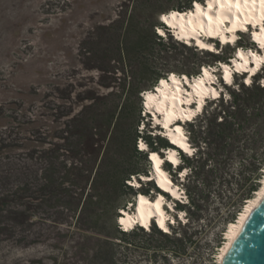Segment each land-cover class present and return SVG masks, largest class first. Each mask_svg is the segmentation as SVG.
<instances>
[{"label":"trees","instance_id":"trees-1","mask_svg":"<svg viewBox=\"0 0 264 264\" xmlns=\"http://www.w3.org/2000/svg\"><path fill=\"white\" fill-rule=\"evenodd\" d=\"M194 1L204 0L122 3L112 21L97 27L88 46L82 42L81 64L96 72V88L76 92L57 84L47 94L58 101L50 107L55 119H10L0 132V241L61 249L51 256L54 263L120 264L121 250L131 248H152L164 257L185 254L204 226L212 189L217 203L227 206L229 222L236 219L264 175V66L249 83L245 74L234 73L237 79L224 83L220 95L183 124L192 154L180 150L177 168L169 162L164 166L186 195L174 201L176 225L163 231L154 221L148 229L123 230L118 224L121 211L131 209L138 194L154 198L151 190L162 192L153 178L141 179L152 170L148 153L162 155L175 147L148 113L141 114L144 92L170 72L201 73L205 63L194 62L189 70L169 65L180 47L210 55L215 63L208 66L229 64L233 57V52L223 55L175 39L160 20L171 10L191 9ZM244 35L236 45L255 48L252 41L242 43ZM132 178L138 187L128 183ZM179 212L187 221L176 217Z\"/></svg>","mask_w":264,"mask_h":264},{"label":"rangeland","instance_id":"rangeland-1","mask_svg":"<svg viewBox=\"0 0 264 264\" xmlns=\"http://www.w3.org/2000/svg\"><path fill=\"white\" fill-rule=\"evenodd\" d=\"M127 1L0 0V132L8 126L10 119H55L50 107H54L58 101L47 97V94L57 84L74 87L76 92L89 87L96 88L92 81L96 80V72L83 69L81 64L82 42L88 46L97 36H94L98 32L97 27L112 21L121 4ZM162 3L172 5L175 0H162ZM164 35L167 36L165 32ZM241 40L243 44L249 43V33L242 36ZM236 48V44L229 43L223 47L215 46L214 52L223 55L233 52L235 55ZM194 62L205 63L204 67H209L213 74L214 86L218 90L224 89L222 70L207 65L215 63L210 55L194 53V50L183 51L180 47L173 51L168 60L169 65L180 70L191 69ZM199 75L189 79L193 80ZM231 79L236 80L237 77L232 74ZM65 104L69 110L70 102ZM65 107L62 106L61 110ZM183 131L187 137L185 127ZM141 143L139 140L138 146ZM168 151L163 150L162 157ZM151 173L149 177L141 179L149 180L152 178ZM185 174L186 170H183L177 175L178 182L183 180ZM132 180L135 187H138V180ZM178 186L179 197L185 200L183 187L180 184ZM150 192L154 198L158 197V193ZM214 195L212 189L207 215L201 220L204 226L200 233L195 234V243L188 247L185 254L164 257L161 253L154 255L152 248L148 251L131 248L121 250L120 264H219L220 249L227 240L232 223L239 219L247 202L243 203L236 219L229 222L227 206L217 203ZM173 205L174 202H170L164 206V209H169L166 212L169 217L168 228L169 224L176 225ZM135 209L136 203L128 211L133 213ZM176 217L187 221L183 212L177 213ZM218 243L219 247L216 248ZM60 253L61 249L51 250L46 245L24 247L10 241H0V264H63L54 263L51 258Z\"/></svg>","mask_w":264,"mask_h":264},{"label":"bare ground","instance_id":"bare-ground-1","mask_svg":"<svg viewBox=\"0 0 264 264\" xmlns=\"http://www.w3.org/2000/svg\"><path fill=\"white\" fill-rule=\"evenodd\" d=\"M211 5V7H209ZM175 14V15H174ZM163 21L173 27L175 34L180 38H185L187 42H194L202 48L215 50V45L202 39L200 34L206 37H218L220 43H233L237 38L238 30H246L248 24L252 27L251 40L255 47L264 48V0H206L204 3L195 1L191 9L188 10H171L169 13L162 15ZM235 58L229 63L221 65L224 79L231 81L233 71H247L246 82L249 83L254 72L259 68L260 63L264 61L263 53L257 51L245 50L240 47L235 52ZM251 62V63H250ZM202 75L190 80L184 76L185 82L190 86V91L184 89L181 79L175 74L170 73V78L160 79L153 90H147L143 96L144 105L153 112L154 120L159 122L166 131L167 136L175 145H180L183 149L192 153L187 137L184 135L183 126L178 124L175 127L171 125L178 117L181 120L192 118L199 112L204 103V98L208 95L216 97L219 90L211 82L214 77L209 67L202 69ZM196 102V106L191 104ZM180 131H177V129ZM145 144L141 143V149ZM167 156L176 163L177 154L169 150ZM155 157V159L153 158ZM150 161L154 171V180L163 189L170 191L173 195H179L177 187L173 186L174 181L164 171L162 167L163 159L159 153L152 151ZM153 177V176H152ZM261 186L256 191L254 197L247 201L246 208L241 212L239 219L232 223L231 230L227 234V240L220 249L218 258L219 264L227 255L234 240L238 237L242 227L250 214L261 204L264 199V177L261 179ZM164 198L162 195L150 198L142 193L136 197V209L133 213L122 210L123 215L119 221L125 228H131L135 223L148 228L154 216L156 223L164 230H168V215L163 210L162 205Z\"/></svg>","mask_w":264,"mask_h":264},{"label":"water","instance_id":"water-1","mask_svg":"<svg viewBox=\"0 0 264 264\" xmlns=\"http://www.w3.org/2000/svg\"><path fill=\"white\" fill-rule=\"evenodd\" d=\"M221 264H264V199L244 223Z\"/></svg>","mask_w":264,"mask_h":264},{"label":"built area","instance_id":"built-area-1","mask_svg":"<svg viewBox=\"0 0 264 264\" xmlns=\"http://www.w3.org/2000/svg\"><path fill=\"white\" fill-rule=\"evenodd\" d=\"M139 147L141 148V146H139ZM141 178H143V177H141ZM134 181H135V180H134ZM128 183H130V184L133 185V182H130V181H129ZM158 186H159L158 188L161 190L162 187H161L160 185H158ZM183 192H184V191H183ZM158 193H160V192H158Z\"/></svg>","mask_w":264,"mask_h":264},{"label":"snow or ice","instance_id":"snow-or-ice-1","mask_svg":"<svg viewBox=\"0 0 264 264\" xmlns=\"http://www.w3.org/2000/svg\"><path fill=\"white\" fill-rule=\"evenodd\" d=\"M209 7H211V5H209ZM165 22L167 23V20H165ZM161 35H163V33H161ZM201 46L203 47V45H201ZM177 131H180V129L178 128ZM153 158L155 159V157H153Z\"/></svg>","mask_w":264,"mask_h":264},{"label":"clouds","instance_id":"clouds-1","mask_svg":"<svg viewBox=\"0 0 264 264\" xmlns=\"http://www.w3.org/2000/svg\"><path fill=\"white\" fill-rule=\"evenodd\" d=\"M162 16V15H161ZM162 21V20H161ZM163 22V21H162ZM144 97V96H143ZM162 156V155H161ZM149 158V157H148ZM152 174V173H151ZM137 197V196H136Z\"/></svg>","mask_w":264,"mask_h":264}]
</instances>
